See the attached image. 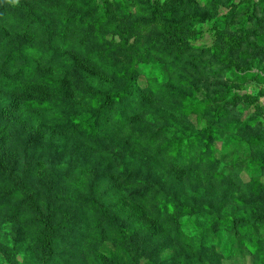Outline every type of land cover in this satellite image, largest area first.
I'll list each match as a JSON object with an SVG mask.
<instances>
[{"label":"rangeland","instance_id":"obj_1","mask_svg":"<svg viewBox=\"0 0 264 264\" xmlns=\"http://www.w3.org/2000/svg\"><path fill=\"white\" fill-rule=\"evenodd\" d=\"M5 1L0 0V5ZM18 1L11 0V4L14 6ZM49 1L50 6L35 8L58 31L60 20L75 9H84L86 0ZM108 1L112 4L114 0ZM124 3L127 8L123 12L114 3L111 5L114 19L109 27L97 32L83 27L80 31L84 36L76 31L67 33L68 41L95 56L107 74L92 71L54 42L61 54L49 64H40L32 59L39 47L31 40L27 41L26 57L32 83L45 77L63 78L65 86L75 92L107 91L120 88L122 69L134 67L138 72L137 87L149 86L155 99H143L139 116L127 114L125 125L112 124L111 119L103 123L109 131V140L100 148H89L57 128L59 111L69 112L78 107L76 99L54 100L56 108L53 104H40L46 114L29 115L23 112L22 105L37 101V94L34 99L25 95L7 97L0 92V154L17 161L20 176L26 156L33 159L32 171L24 182L29 194L38 195L41 209L46 192L42 183L51 172L64 173L71 169L75 178L54 185L51 195L74 194L83 198L89 193L88 183L99 180L92 188L94 195L101 197L126 226L134 228L137 238L146 237L154 246L148 247L153 252L151 258L140 257L137 264H192L188 261L192 260V254L187 242L177 240L172 232L182 237L194 236L195 243L200 237L192 225L194 218L184 216L172 222L165 216L153 220L148 208L156 203L151 202L150 195L143 204L130 200L126 192L137 188L120 185L109 176L116 162L114 155H119L130 169L163 185L188 206L209 205L223 214L232 210L240 214L247 203L253 204L264 217V0H124ZM7 18L18 22L15 15ZM38 29L43 35V29ZM11 42L8 39V47ZM183 43L187 47H181ZM3 45L1 55L5 51ZM100 52L111 56L113 62L101 60ZM22 64L17 61L15 68L0 70V79L15 75ZM150 79L157 82H149ZM181 93L197 100L189 103L184 115ZM227 102L230 104L220 122H230L232 126L222 129L220 125L213 136L216 160L203 156L199 163H189L187 159L179 163L168 151L158 156L151 153L169 139L170 135L162 132L164 127L196 131L212 122V113ZM7 105L9 111L8 107L4 110ZM148 114L150 120L146 118ZM36 131L37 137L28 140ZM202 147L200 142L197 148ZM54 148L59 150L58 160L49 166ZM192 157L194 160L198 154ZM36 160L38 163L34 164ZM104 174L107 176L103 177ZM10 189L9 182L0 180V192ZM13 197L0 205V264H46L37 241L38 226L24 208L22 195ZM18 203L21 209L13 216V206ZM50 206H59L64 211L71 208L60 203ZM48 210L53 220L64 218L63 213ZM73 213L76 219L82 217L80 223L84 222L85 226L72 235L64 233L66 244L63 241L54 249L55 256L47 264H107L109 257L116 259V264H132L118 245L125 240L115 231H107L99 223L102 222L99 214L78 208ZM197 220L198 226L208 223L202 218ZM252 237H257V242L252 244L259 247L255 253H249L240 237L232 232L219 230L205 234L200 264H264V232ZM134 241L136 238L131 243Z\"/></svg>","mask_w":264,"mask_h":264},{"label":"trees","instance_id":"obj_2","mask_svg":"<svg viewBox=\"0 0 264 264\" xmlns=\"http://www.w3.org/2000/svg\"><path fill=\"white\" fill-rule=\"evenodd\" d=\"M114 5L122 12L126 11V4L124 0H114ZM112 3V4H113ZM48 4L49 0H19L16 5L11 4V0L5 1L0 5V48L5 42L7 45L3 47L5 51L0 53V70L7 71L8 69L15 68V62L22 61V66L18 69L17 73L11 77L4 76L0 79V92L4 96L18 95L29 96L34 98L38 95L37 101L32 103H24L22 105L23 112L34 115H44L46 112L44 108H40V104H53L57 107L54 100L65 99L67 97L74 98L79 102V106L75 107L69 112L59 111L57 117L58 131L65 136L75 141L79 140L86 147L100 148L101 145L109 140V131L103 123L111 121L112 124L120 123L125 125L127 123V114L129 117H138L141 111L143 99H155L153 89L146 87L141 89L137 87L136 79L138 72L135 68H124L119 72L123 79L120 88L111 89L107 91H99L87 89L86 91H72L65 86V79H54L45 77L39 82L32 83L31 70L28 59L26 57V47L31 40L36 41V46L39 48L37 55H33L32 59L40 64H49L51 61L56 60L61 54L52 42L60 48H63L66 53L76 56L79 60L83 61L92 71L106 73L102 69V64L96 61L95 56L86 54L82 47L75 42L68 41L67 33L76 31L80 36L83 27L97 32L103 28L109 27L113 22V15L111 3L108 0H86L84 1V9H75L67 16L63 17L59 23V30L55 29L47 19L39 15L36 6H43ZM128 15V13H126ZM17 16L18 22H11L8 16ZM38 28H42L44 34ZM8 34L14 37H8ZM8 39L12 41V45L8 47ZM27 42V43H26ZM181 47H187V43H183ZM204 47L200 49L203 51ZM101 60L105 62H113L111 56L99 53ZM103 62V61H102ZM107 74V73H106ZM156 80L150 79L149 82ZM157 82V81H156ZM155 82V83H156ZM161 84V83H160ZM31 89L32 93H27ZM181 98L185 105L182 114L188 112L189 103L197 102L196 99L188 97L187 93H181ZM234 98H236L234 96ZM235 100V99H234ZM53 101V102H52ZM29 104V105H27ZM229 102L223 106L216 108L212 113V122L206 124L196 131H178L172 127H164L162 132L170 135L169 139L163 142V145L158 150L152 149L151 153L158 156L161 152L168 151L173 159L179 163L187 159L189 163L195 161L199 163L203 161V156L208 160H216L215 151L213 149V136L217 133V128L223 125L222 129H228L232 126L229 122L222 124L220 119L226 115L225 108L229 106ZM9 106H5V109ZM56 111V110H55ZM150 120V114L146 117ZM37 137V131L32 132L28 140ZM212 139V140H211ZM202 143V148H197L199 143ZM59 150L54 148L49 166L58 160L57 153ZM198 154V158L193 155ZM115 166L109 176L118 182L120 185L126 187L137 188L135 191H127L126 197L130 200H135L141 204L144 203L147 196L150 195L151 202L156 205L151 206L149 210L150 217L159 221L160 218L167 216L166 220L176 222L178 218L186 217V219L194 218L192 223L196 234L200 237V242L197 240L193 243L194 236H181L178 232L173 231V237L177 240L181 239L189 246L191 251L192 264H200L199 258L202 257L201 244L205 238V234L214 233L219 230L232 232L234 235L240 237L244 248L250 253H255L259 250L258 245L254 246L252 242H257V237H252L257 232H264V217L258 213L253 204L245 203L243 206V213H236L234 210L228 214L220 213L219 209L209 205H192L188 206L182 203L178 198L173 196L170 191L165 190L163 185L158 184L154 180L148 179L147 176L138 171L130 169L121 160L119 155H114ZM23 160V175L17 173V161L8 155L0 154V180L9 182L12 189L0 192V205L10 202L14 199L15 194H20L23 197V205L27 211L31 213L32 223L38 226L37 241L42 255L45 257L47 264L55 255L54 249L63 241L66 244V236L64 233L74 234L82 230L85 223H80L82 217H75L74 213L77 208L83 209L85 212L96 213L102 217V225L107 228V231L116 233L123 238L124 243L118 244L124 255L132 264H137L138 258L145 257L151 258L152 251L148 247H154L148 238H137V231L131 226H126L121 221L116 212L111 210V207L106 204L101 197L94 195L92 190L94 185H97L99 180L93 183H88V194L79 198L77 196L68 194H58L52 196L50 191L60 182H69L75 178L71 169L64 173L51 172L49 178L41 185L45 190V197L43 200L44 209L38 207L39 197L37 194L28 193V187L24 182L26 175L32 171L33 159L27 157ZM38 163L36 160L34 164ZM107 176V174H104ZM76 180V179H75ZM74 180V181H75ZM53 203H60L69 205L71 208L68 211L62 210L61 207H51ZM20 203L13 206L12 214L16 216L21 209ZM76 207V208H75ZM48 208L52 211L61 212L64 218L53 220V215L49 212ZM67 216V217H66ZM198 218H202L208 222L206 225L198 226ZM177 230L179 225L176 226ZM253 234V235H252ZM249 237H251L249 239ZM136 238V241L132 242ZM112 243L116 245V240L112 239ZM156 252V251H155ZM107 264H116V259L109 257ZM186 260V259H185ZM183 262V261H182ZM185 262V261H184ZM204 263V262H203ZM159 264H164L160 262ZM186 264V263H185Z\"/></svg>","mask_w":264,"mask_h":264}]
</instances>
